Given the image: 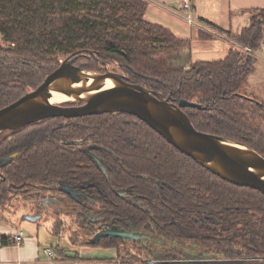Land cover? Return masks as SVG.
I'll return each mask as SVG.
<instances>
[{"label": "trees", "instance_id": "obj_1", "mask_svg": "<svg viewBox=\"0 0 264 264\" xmlns=\"http://www.w3.org/2000/svg\"><path fill=\"white\" fill-rule=\"evenodd\" d=\"M145 11L144 0H0V107L36 88L65 57L77 56L81 68L104 73L107 67L175 104L201 105L182 108L197 130L264 157V103L242 92L256 62L244 47L257 52L264 44V7L249 10L250 24L232 35L239 47L209 61H194L190 41L146 21ZM72 140L81 143L62 144ZM88 146L105 172L83 152ZM15 151L1 169L0 201L8 200L7 186L27 188L33 195L20 203L41 217L43 195L57 193L61 182L80 184L78 201L52 206L55 221L70 218L84 237L103 228L137 230L141 237L130 244L144 263L165 252L180 255L171 242L188 256L194 248L221 264H264V195L211 173L134 115L54 118L0 131V157ZM49 229L58 236L54 225ZM8 240L0 236L1 245ZM88 242L125 244L108 235ZM55 251L64 255L59 244Z\"/></svg>", "mask_w": 264, "mask_h": 264}, {"label": "water", "instance_id": "obj_2", "mask_svg": "<svg viewBox=\"0 0 264 264\" xmlns=\"http://www.w3.org/2000/svg\"><path fill=\"white\" fill-rule=\"evenodd\" d=\"M76 58L77 56L65 57L36 88L0 107V131L19 129L29 123L56 116L78 117L124 112L146 123L178 151L211 173L233 184L254 188L264 195V157L236 140L197 130L182 108H201V105L186 99H179L175 104L169 97L131 83L107 67L104 73L81 68L74 64ZM89 74L95 77L92 83H89ZM108 80L116 86L98 91ZM52 91L64 94L67 99L84 103L71 107L52 103ZM17 155L18 152H15L0 158V167L9 164ZM101 170L105 172L104 168ZM22 217L32 221L36 219ZM105 235L124 239L137 237L130 231L103 228L90 242H97ZM148 262L168 264L165 261Z\"/></svg>", "mask_w": 264, "mask_h": 264}, {"label": "crops", "instance_id": "obj_3", "mask_svg": "<svg viewBox=\"0 0 264 264\" xmlns=\"http://www.w3.org/2000/svg\"><path fill=\"white\" fill-rule=\"evenodd\" d=\"M146 2V11L144 19L150 23L158 24L169 29L175 36L190 41V53L194 61H209L225 58L229 51L239 47L232 35L247 27L250 21L249 10L264 7V0H186L189 9H184L183 0H144ZM189 14L190 20L187 15ZM215 27L224 30L218 31ZM230 32L231 35L225 33ZM199 32H203L210 38L202 39ZM264 44H262L263 46ZM264 51V47L261 49ZM260 56L264 60V54ZM258 54V55H259ZM257 59V57H256ZM255 65V64H254ZM254 71V70H253ZM255 73L249 75L252 76ZM258 74L253 80L261 79ZM17 218V217H16ZM15 218L7 217L0 219V236L9 237V243L0 244V264H51L48 257L43 253L46 245L54 248L59 244L57 236L50 232L48 227L39 226L42 220H30L31 229L35 230V238L24 235L20 244L12 242V236L20 230L14 229L13 220ZM66 248L65 245H61ZM70 250H77L75 247ZM55 264H125L118 259L117 254L111 257L93 259L81 255L78 251L75 254L65 252L63 255L56 253ZM66 257L69 260H66Z\"/></svg>", "mask_w": 264, "mask_h": 264}, {"label": "rangeland", "instance_id": "obj_4", "mask_svg": "<svg viewBox=\"0 0 264 264\" xmlns=\"http://www.w3.org/2000/svg\"><path fill=\"white\" fill-rule=\"evenodd\" d=\"M250 24V21H248V24ZM0 43L2 44V40H1V36H0ZM264 47L261 46V49ZM260 49V51H261ZM260 51L257 52H252L253 55L255 57H257L255 65H254V71L252 76H248L247 80L245 81V85L242 88V92L249 95V96H254L256 99H258L259 101L264 103V60L261 58L260 56ZM259 52V53H258ZM261 53L264 54V51H261ZM259 54V55H258ZM112 71V70H110ZM258 74H261L262 77L259 80L254 79V76H257ZM21 212H23V210L21 209L20 212L18 211L15 214H7V213H2V216H6L7 217H12L15 219H12L13 221V225H14V229L19 228L20 230H22V232L24 233L25 236L32 238H35V230L31 229L32 226L30 225V220L29 219H24L21 215ZM17 217V218H16ZM55 216H53L52 213L50 214H41V217L39 218V220H42L40 223H42L41 227H48V226H52L54 225V227L56 228V231L58 232V241L60 242V247L61 249L65 252H71L73 254H75L77 251L81 254L84 255L86 257H93V259H101L104 257H111L117 254L118 252V259H120L123 263L125 264H149V262H145L142 261L141 257L137 256L134 252H133V248L132 245L130 244L131 241H126L125 244H121L118 249H116L115 247H102L99 245H90L88 244L89 242V238L84 237L83 235H81V233L76 230V226H74L70 220V218L64 216V215H60L59 221H55ZM58 222V224H57ZM54 223V224H53ZM42 228L39 230V233L42 234L41 232ZM125 230L126 229H122ZM131 232H133V230H131ZM134 234H136V232H133ZM140 233H137V235H139ZM65 245V247L61 246V245ZM169 244H171V246L173 248H175V250H179L182 247L177 246L175 243H171L169 242ZM75 247L77 250H70L71 248ZM170 247V246H169ZM185 248V247H184ZM187 248V247H186ZM117 251V252H116ZM76 252V253H75ZM183 252V251H182ZM191 252V254L196 257L197 260H201L204 261L205 264H221V262H224L218 258H214V257H204L201 255H195L196 249H192V251L188 250V253ZM160 252V250H156L155 254H158ZM177 252H171L172 255L174 256H168L169 254L167 252L163 253V255H165L166 257L164 258H169V259H165V262H168V264H180V262H176L174 261L175 254ZM65 256V255H63ZM151 261V260H150ZM190 263V262H189Z\"/></svg>", "mask_w": 264, "mask_h": 264}, {"label": "flooded vegetation", "instance_id": "obj_5", "mask_svg": "<svg viewBox=\"0 0 264 264\" xmlns=\"http://www.w3.org/2000/svg\"><path fill=\"white\" fill-rule=\"evenodd\" d=\"M84 102L83 101H74V100H70V99H66L64 101H61V102H58L57 104L61 105V106H66V107H71V106H79L81 104H83ZM54 118H64V119H74V118H77V117H63V116H56V117H50V118H46V119H42V120H39V121H36V122H40V121H43V120H47V119H54ZM36 122H32V123H29V124H33V123H36ZM59 123L61 124H65L66 121H62V120H58ZM27 124V125H29ZM26 126V125H25ZM22 128V127H21ZM5 130H8V129H5ZM73 141V140H72ZM76 141V140H74ZM70 141H62V144L63 143H67L69 145H79L81 143V141H79V143H69ZM95 147L94 146H88L87 148H84L83 149V152L84 153H87L88 156L94 161V163L97 165L100 166V168H104L103 166H101V162L100 160L97 158V156L93 153V149ZM15 152H18V155L20 153V151H15ZM15 152H12V153H15ZM10 153V154H12ZM10 154H7V155H4V156H1L0 158L2 157H5V156H8ZM17 155V156H18ZM16 158V157H15ZM98 161H97V159ZM3 167H0V185H1V181L4 179L2 176H1V169ZM82 186L80 184H77L76 186L75 185H72V184H67V183H63L61 182L60 183V186L58 187V191L57 193H48V194H45L43 195V197L45 198L44 201H43V204H45V206H43L39 211L41 212V214H54V207L52 205H54L55 203H57L58 201H63L65 198H72L73 200H76L78 201V198L82 195V193L80 192V188ZM6 198H8L7 201H0V212L1 213H7V214H15L17 213L18 211L20 212V210L22 209L23 212H21V215L22 216H28V217H36V220L40 218V216L38 215H33V213L35 212V209L33 208H28V205L27 207H25L23 204L20 203V198H23V197H29L31 195H33L32 193L33 192H30V191H27V188H21L20 186H14V185H10V186H7L6 188ZM1 191V190H0ZM123 196H125L123 194ZM0 197H3V193L0 192ZM126 231H130L131 230H126ZM133 232H136V238L135 239H132V238H129V239H124L125 242L126 241H131V240H138L139 237H141V234L137 235V233H140L138 232L137 230H133ZM95 236V235H94ZM94 236L90 237L89 239L91 240ZM179 251V254L180 255H175V259L174 261L176 262H180V264H205L204 260L202 261V259L199 261L196 259V257H194L193 255H190L188 256L186 252H182V250H178ZM174 256V255H171V257ZM165 259H169V258H164L163 256L161 258H157V259H150L148 258L146 260V262H148L149 260H151L152 262H159V261H165ZM190 262V263H189Z\"/></svg>", "mask_w": 264, "mask_h": 264}, {"label": "built area", "instance_id": "obj_6", "mask_svg": "<svg viewBox=\"0 0 264 264\" xmlns=\"http://www.w3.org/2000/svg\"><path fill=\"white\" fill-rule=\"evenodd\" d=\"M182 5L184 9L188 10L189 9V4L186 0L182 1ZM188 20H190L189 14L187 15ZM244 50L247 52H254L251 50L249 47H244ZM23 241V232L22 230H18L13 236H12V242L14 244H20ZM43 253L48 257L49 262L51 264L59 263V261L56 260V254L54 251V248L51 245H46L43 248Z\"/></svg>", "mask_w": 264, "mask_h": 264}, {"label": "bare ground", "instance_id": "obj_7", "mask_svg": "<svg viewBox=\"0 0 264 264\" xmlns=\"http://www.w3.org/2000/svg\"><path fill=\"white\" fill-rule=\"evenodd\" d=\"M94 79H95V77L93 75L89 74V83H92L94 81ZM115 86L116 85L112 81L108 80L98 91L108 90V89L114 88ZM66 99H67V97L64 94L57 92V91H52V96L50 97V102L58 103V102L66 100Z\"/></svg>", "mask_w": 264, "mask_h": 264}]
</instances>
